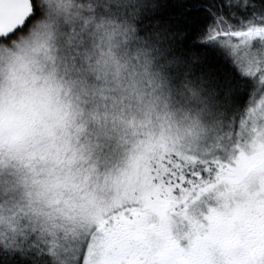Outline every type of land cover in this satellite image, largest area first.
I'll use <instances>...</instances> for the list:
<instances>
[{
  "label": "clouds",
  "instance_id": "9594fccd",
  "mask_svg": "<svg viewBox=\"0 0 264 264\" xmlns=\"http://www.w3.org/2000/svg\"><path fill=\"white\" fill-rule=\"evenodd\" d=\"M49 6L35 0L38 15L26 32L18 34L0 52V218L13 217L15 224L0 219V253L19 252L31 264H73L65 248L71 237L60 236L61 247L52 249L44 231L46 217L30 211L59 189L77 183L94 191L104 211L113 202L146 207L152 178L160 161L169 154L212 157L228 140L216 111L218 101L206 92L205 103H195L175 85L157 87L142 78L136 45L110 50L94 25L83 20L121 22L128 5L152 7L156 0H56ZM72 37V42L69 38ZM234 61L231 47L222 46ZM242 62L264 65V42L241 48ZM107 65V66H105ZM264 75V73H262ZM260 86L253 112L241 125L240 151L234 144L221 158L253 156L247 184L264 189V85ZM22 111L15 118L12 107ZM16 154L26 158L19 166ZM31 179L25 185L23 176ZM31 193V195H30ZM158 199L159 197H153ZM215 201L206 196L200 213L206 215ZM159 217L151 216L152 222ZM59 223V221H57ZM187 230L185 226L184 231ZM173 234L176 228L172 229ZM179 243L187 240L183 235Z\"/></svg>",
  "mask_w": 264,
  "mask_h": 264
},
{
  "label": "snow or ice",
  "instance_id": "6c2138e0",
  "mask_svg": "<svg viewBox=\"0 0 264 264\" xmlns=\"http://www.w3.org/2000/svg\"><path fill=\"white\" fill-rule=\"evenodd\" d=\"M46 2L61 6L56 0ZM251 2L216 0L208 6L207 19L196 11H183L187 5H177L179 11L170 13L157 3L150 8L130 4L127 19L121 22L87 17L83 23L94 25L110 50L113 45L135 44L140 75L149 84L175 85L192 102L204 104L202 92L214 102L226 99L234 88L230 78L218 74L209 56L210 44L230 46L236 70L259 77L264 85V65L244 63L237 56L241 48L264 42V4L254 6L252 15L240 12L241 4ZM38 13L35 0H0V45H9L26 32ZM192 38L199 43H188ZM0 52L11 56L7 48ZM20 111L22 102L9 115L15 118ZM252 112L250 107L248 113ZM234 148L240 151L239 140ZM15 158L23 169L25 156ZM257 163L243 152L239 158L169 154L153 173L158 186L150 189L146 207L113 202L104 211H95L99 207L95 192L77 183L65 184L59 191L46 189L52 195L29 207L36 217H46L43 227L52 249L61 247L59 232L64 240L71 237L65 253L73 264H264V189L247 184ZM23 179L28 186L31 178ZM204 196L215 206L206 215H197L201 208L197 202ZM152 215L159 217L158 222H152ZM0 219L15 224L11 216ZM181 235L187 240L184 245L179 243Z\"/></svg>",
  "mask_w": 264,
  "mask_h": 264
},
{
  "label": "trees",
  "instance_id": "16d2710c",
  "mask_svg": "<svg viewBox=\"0 0 264 264\" xmlns=\"http://www.w3.org/2000/svg\"><path fill=\"white\" fill-rule=\"evenodd\" d=\"M215 2L216 0H156V3L166 12L175 13L179 11L177 5H187L183 8V11L188 13L196 11L202 14L205 19H207L208 6ZM193 3L195 7L191 6ZM258 4H264V0H252L251 3L241 4L240 12L245 13V15H252L250 10ZM188 43H199V39L192 38ZM207 48L218 74L221 77L230 78L234 84V88L226 99L217 100L216 111L218 117L236 124L233 126L235 129L236 126H240L244 111L252 101L256 85L251 78L241 75L236 70L235 64L220 44H210ZM0 264H31V260L29 256H22L19 252H15L12 255L0 253Z\"/></svg>",
  "mask_w": 264,
  "mask_h": 264
},
{
  "label": "rangeland",
  "instance_id": "374dc122",
  "mask_svg": "<svg viewBox=\"0 0 264 264\" xmlns=\"http://www.w3.org/2000/svg\"><path fill=\"white\" fill-rule=\"evenodd\" d=\"M255 85H256V88L254 91L252 101L247 107V109L244 111L243 117L240 120V126H241V121L244 120L245 117L247 116L248 109L253 106L254 101L258 99L259 97L260 86L258 84H255ZM218 124L222 131H226L230 134L228 140L218 149V155L223 157L224 155L227 154L228 148L231 146V144L235 143L237 140L242 141L244 137H243V134L241 133V127L236 126L234 129L233 126L236 124H233L232 121H226V120H223L222 117H218ZM205 199H206V196L201 197V202L205 201ZM201 202H197L196 207H201L202 206Z\"/></svg>",
  "mask_w": 264,
  "mask_h": 264
}]
</instances>
